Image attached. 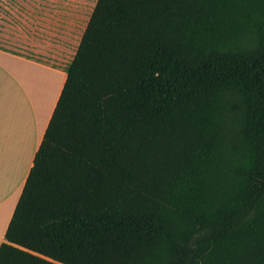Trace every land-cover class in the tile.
Wrapping results in <instances>:
<instances>
[{
  "label": "trees",
  "instance_id": "trees-1",
  "mask_svg": "<svg viewBox=\"0 0 264 264\" xmlns=\"http://www.w3.org/2000/svg\"><path fill=\"white\" fill-rule=\"evenodd\" d=\"M0 264H264V0H96Z\"/></svg>",
  "mask_w": 264,
  "mask_h": 264
},
{
  "label": "crops",
  "instance_id": "crops-1",
  "mask_svg": "<svg viewBox=\"0 0 264 264\" xmlns=\"http://www.w3.org/2000/svg\"><path fill=\"white\" fill-rule=\"evenodd\" d=\"M80 41L0 26V244Z\"/></svg>",
  "mask_w": 264,
  "mask_h": 264
},
{
  "label": "rangeland",
  "instance_id": "rangeland-1",
  "mask_svg": "<svg viewBox=\"0 0 264 264\" xmlns=\"http://www.w3.org/2000/svg\"><path fill=\"white\" fill-rule=\"evenodd\" d=\"M96 0H0V26L57 31L79 38Z\"/></svg>",
  "mask_w": 264,
  "mask_h": 264
}]
</instances>
